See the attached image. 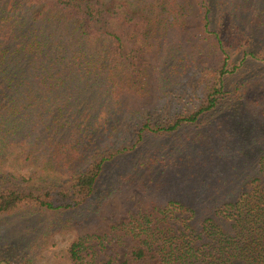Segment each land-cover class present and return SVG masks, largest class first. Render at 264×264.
I'll return each instance as SVG.
<instances>
[{
  "label": "trees",
  "instance_id": "1",
  "mask_svg": "<svg viewBox=\"0 0 264 264\" xmlns=\"http://www.w3.org/2000/svg\"><path fill=\"white\" fill-rule=\"evenodd\" d=\"M193 2L0 0V264L31 262L36 239L86 221L144 162L199 164L206 150L187 132L204 118L212 143L216 121L236 109L226 78L264 55L226 47L250 0ZM193 16L199 23L185 30ZM150 93L146 107L125 99ZM251 124L235 125L240 146L216 149L228 165L202 160L209 172L191 202L150 197L108 247L103 235H75L69 259L264 264V131ZM165 138L174 144L159 154L147 145Z\"/></svg>",
  "mask_w": 264,
  "mask_h": 264
},
{
  "label": "rangeland",
  "instance_id": "2",
  "mask_svg": "<svg viewBox=\"0 0 264 264\" xmlns=\"http://www.w3.org/2000/svg\"><path fill=\"white\" fill-rule=\"evenodd\" d=\"M191 1L194 5L193 0ZM260 4H263L264 8V0H250L248 9L244 17L242 16L246 25L234 30L228 28L226 47L233 55L238 54V51L242 48L254 49L264 55V16L262 17L255 8V6L259 8L258 5ZM198 23L197 17L193 16L184 24L185 30ZM133 48L132 45H124V50ZM246 79H248V82L245 83L242 96L238 99L240 94V89L237 88L238 84ZM226 88L229 90L227 94L228 102L237 101L236 109L227 108L223 112L229 114L226 121H216L217 126L209 132L214 135L212 143L202 136L205 126L201 127V125H206L204 118L200 119L201 128H195L187 132L188 135H194L196 139L194 146L197 150L200 148L206 150L199 158V164L189 160L186 164L178 165L173 164V162H158L157 160L155 162H144L137 169V172H133L127 180L121 182L120 186L115 188L99 209L86 221L64 227L50 235L47 234L36 239L39 245L32 254L31 262L25 264H74L68 257L67 246L70 240L78 234L92 233L94 240L96 235H103L107 240L106 247H108L111 235L117 229L116 226L120 225V222L126 220L131 214L147 206L146 200L150 197L159 201L178 198L184 203L191 202L194 197V187L204 182L201 178L209 172L207 168H204L202 160L207 162L210 158L216 160L217 163L226 162L228 165L229 160L220 159V156H217L216 149L221 146L238 147L240 146L239 143L244 142L243 137L236 134L235 125L240 124L241 126L252 123L254 126L259 125L264 131V116L261 115L262 109L264 110V60L251 59L248 61L236 73L226 78ZM125 99L133 101L136 106L141 107L151 105L155 101L151 93L144 98L135 99L132 96H126ZM229 119L234 123V127L228 123ZM173 144L174 139L172 138L159 141L152 140L147 143L148 147H153L151 150L156 151V153L163 152L164 148H170ZM145 146V143L143 146L141 145L143 149H146ZM126 161L129 162L128 159ZM125 165L126 163L121 165L120 170H125ZM222 168L224 169L225 166L222 165ZM199 198L195 203L196 207L203 203V196ZM9 229L18 233L22 230V227L13 224ZM118 247L120 248L118 259H120L122 247L120 245Z\"/></svg>",
  "mask_w": 264,
  "mask_h": 264
}]
</instances>
